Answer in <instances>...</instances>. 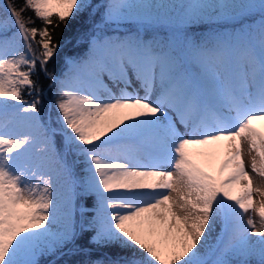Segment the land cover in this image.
Returning <instances> with one entry per match:
<instances>
[{
  "label": "snow or ice",
  "instance_id": "1",
  "mask_svg": "<svg viewBox=\"0 0 264 264\" xmlns=\"http://www.w3.org/2000/svg\"><path fill=\"white\" fill-rule=\"evenodd\" d=\"M251 173L264 0L0 4V264H264Z\"/></svg>",
  "mask_w": 264,
  "mask_h": 264
},
{
  "label": "rangeland",
  "instance_id": "2",
  "mask_svg": "<svg viewBox=\"0 0 264 264\" xmlns=\"http://www.w3.org/2000/svg\"><path fill=\"white\" fill-rule=\"evenodd\" d=\"M244 159H245L246 167H248L249 171H251L250 165H249L250 158L247 154L246 148L244 151ZM251 175L253 178V189L261 188L262 190H264V179H262L261 177H259L255 173H251ZM242 183H246V181H242ZM253 198H254V202H255V207H257V208L260 206V204L262 202H264V195H261L260 193H257L255 191L253 193Z\"/></svg>",
  "mask_w": 264,
  "mask_h": 264
},
{
  "label": "trees",
  "instance_id": "3",
  "mask_svg": "<svg viewBox=\"0 0 264 264\" xmlns=\"http://www.w3.org/2000/svg\"><path fill=\"white\" fill-rule=\"evenodd\" d=\"M5 2V0H0V4H3ZM31 13H28V15H30ZM37 23H39V22H37ZM74 29L73 28H70V29H65L64 30V35H63V37H61V30L60 29H57L56 30V36H57V38H60V39H63V38H66V37H69L70 35H71V33H72V31H73Z\"/></svg>",
  "mask_w": 264,
  "mask_h": 264
}]
</instances>
